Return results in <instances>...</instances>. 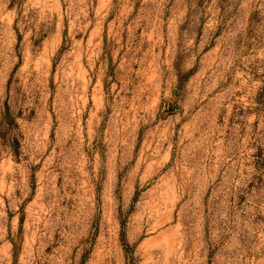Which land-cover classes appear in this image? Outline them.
Listing matches in <instances>:
<instances>
[{
	"label": "rangeland",
	"instance_id": "obj_1",
	"mask_svg": "<svg viewBox=\"0 0 264 264\" xmlns=\"http://www.w3.org/2000/svg\"><path fill=\"white\" fill-rule=\"evenodd\" d=\"M0 264H264V0H0Z\"/></svg>",
	"mask_w": 264,
	"mask_h": 264
}]
</instances>
